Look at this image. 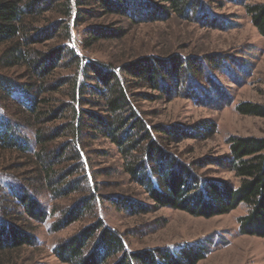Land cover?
I'll use <instances>...</instances> for the list:
<instances>
[{
  "label": "trees",
  "instance_id": "16d2710c",
  "mask_svg": "<svg viewBox=\"0 0 264 264\" xmlns=\"http://www.w3.org/2000/svg\"><path fill=\"white\" fill-rule=\"evenodd\" d=\"M93 1L104 13H119L141 20L163 19L171 14L191 20L203 8L200 0ZM89 3L87 0H0V69L23 65L27 72L24 83L0 72V153L11 162H7L9 166L0 165V264L11 263L15 254L35 245V235L29 227L33 221L42 222L47 218V210L36 197L40 188L48 190L54 200L78 190L88 191L75 206L61 212L52 223V231L67 227L78 221L84 212L92 211L95 193L88 187L83 188L82 181L68 180L72 172L82 168L78 145L86 142L83 132L93 138L98 132L116 146L124 160L125 173L147 193L154 206L207 218L244 204L247 212L237 220L238 232L264 237V137L229 138L226 161L238 179L237 186L232 187L229 183L211 181L199 175L168 147L183 137L206 136L212 126L204 122L185 129L161 128L157 130L161 134L155 135L152 131L156 128L148 124L135 106L134 96L138 97L132 93L135 86L167 91L173 84L177 85L178 91L183 83L179 74L182 70L187 71L190 82L196 73L201 76L199 62L193 64V60L184 58L180 64V58L141 57L122 65L123 72L131 76L125 84L112 64L84 62L66 46L47 52L33 49L34 44L48 40V34L54 35L59 30L65 32L67 38L70 21L72 24L80 21L76 4L81 7ZM245 7L252 25L264 37V3ZM45 12L64 18L63 24L58 26V22H49L41 29V21L34 18ZM89 32L93 39L105 31L92 28ZM63 56L73 75L63 83L46 85L44 79L60 65ZM83 67L84 76L78 77L75 73L83 72ZM210 67L221 69L222 65L217 63ZM64 86L69 103L53 97L54 93L62 95ZM18 95L22 100L17 98ZM9 100L14 107L7 116L5 103ZM86 105L90 108H85ZM236 110L240 114L264 118V105L243 102L236 105ZM43 117L45 123L55 118L68 121L52 126L48 134L42 133V128H36L33 146L21 129L44 124L41 123ZM60 138L65 140L59 143ZM61 161L73 165L67 170L54 167ZM201 163L221 165L222 160L206 158L205 163ZM4 177L13 179L14 184L3 186L1 179ZM123 206L134 212L146 210L133 202ZM52 252L58 260L68 264H197L207 250L205 242L199 240L173 247L131 251L123 235L96 219L90 226L55 245Z\"/></svg>",
  "mask_w": 264,
  "mask_h": 264
},
{
  "label": "rangeland",
  "instance_id": "374dc122",
  "mask_svg": "<svg viewBox=\"0 0 264 264\" xmlns=\"http://www.w3.org/2000/svg\"><path fill=\"white\" fill-rule=\"evenodd\" d=\"M87 1L90 3L85 6L78 7L76 4L80 21L78 24L70 21L67 38L66 33L59 30L54 35L48 34V40L34 44L33 49L47 52L66 46L82 57L84 62L112 64L125 84L131 76L123 72L122 65L141 57L180 58V64L184 58H190L193 64L199 62L201 76L199 73L195 76L192 74L194 78L191 77L190 82L187 71L182 70L179 74L183 83L178 91L177 85L173 84L167 91L135 86L132 91L138 95L134 96L135 106L148 124L156 128L152 131L155 135L161 134L157 131L161 128L185 129L204 122L212 126V131L206 136L183 137L177 142L173 141L168 145L169 150L176 152L179 159L188 163L199 175L211 181L237 186L238 179L226 161L229 138L264 137V118L240 114L236 110V105L243 102L264 105V37L252 25L245 7L264 3V0H200L203 8L191 20L173 14L163 19H134L119 13H104L103 8L93 0ZM35 19L41 21V29L49 22H58L59 26L64 21V18L46 12ZM92 28H101L105 32L90 39L89 31ZM59 62L60 65L55 66L44 79L46 85L63 83L73 75L65 56ZM217 63L222 65L221 69L210 67ZM80 71L74 73L78 77L84 76V67L83 72ZM0 72L19 83L27 81L23 65L0 69ZM61 91L62 95L54 93L53 97L69 103L65 86ZM190 92L193 94L190 95ZM17 98L22 100L20 95ZM12 104L10 100L5 103L7 116L12 113ZM84 107L90 108L88 105ZM67 121L65 118H55L45 123L43 117L41 123L44 124L22 128L21 133L31 139L34 146L36 128L40 127L42 133L48 134L52 126ZM95 135L93 138L83 132L86 142L78 145L82 168L68 176V180L82 181L83 188L88 187L95 193L92 211L84 212L78 221L69 226L52 231V223L60 217L61 212L75 206V202L87 195L88 191L78 190L54 200L48 190L40 188L36 197L47 210V218L31 223L29 231L35 235V245L22 249L7 264H68L54 256V246L90 226L96 219L123 235L131 251L173 247L201 240L205 242L207 252L197 264H264V237L238 232L237 220L247 212L244 204L207 218L154 206L147 193L125 173L124 160L116 146L100 133L96 132ZM64 140L60 138L58 142ZM206 158H220L222 164H202ZM7 162V157L0 153V165L9 166L11 162ZM197 162H200L199 166L195 164ZM72 165V162L61 161L54 167L67 170ZM1 182L3 186L14 184V180L7 177L2 178ZM127 202L138 203L146 210H128L123 206Z\"/></svg>",
  "mask_w": 264,
  "mask_h": 264
}]
</instances>
